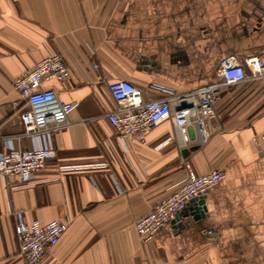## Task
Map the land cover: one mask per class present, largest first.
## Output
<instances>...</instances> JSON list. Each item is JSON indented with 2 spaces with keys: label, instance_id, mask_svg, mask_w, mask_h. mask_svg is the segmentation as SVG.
Listing matches in <instances>:
<instances>
[{
  "label": "crops",
  "instance_id": "obj_1",
  "mask_svg": "<svg viewBox=\"0 0 264 264\" xmlns=\"http://www.w3.org/2000/svg\"><path fill=\"white\" fill-rule=\"evenodd\" d=\"M263 49L264 0H0V151L55 150L26 185L0 176V264H30L17 211L69 222L38 264H264V75L223 89L212 120L221 129L205 140L192 122L183 143L173 119L145 140L121 138L106 116L118 106L112 82L161 99L216 81L229 55L243 62ZM49 53L71 76L41 88L74 109L60 131L30 137L20 117L29 105L13 82ZM185 162L224 172L205 215L191 201L143 243L136 222L181 185Z\"/></svg>",
  "mask_w": 264,
  "mask_h": 264
},
{
  "label": "built area",
  "instance_id": "obj_2",
  "mask_svg": "<svg viewBox=\"0 0 264 264\" xmlns=\"http://www.w3.org/2000/svg\"><path fill=\"white\" fill-rule=\"evenodd\" d=\"M93 67L98 68L99 65L96 63ZM249 75H264V49L243 62L236 55H229L221 61L216 81L186 93L166 90L161 99L145 100L142 89L133 82L115 81L109 84V89L118 106L107 112L106 116L121 138L145 140L151 127L173 119L183 143L188 141L187 127L192 122L196 123L205 140L209 130L221 129V125L212 120L215 117V103L223 89L245 81ZM70 76L71 71L63 57L59 53H49L34 68L15 79L14 88L29 105L20 115L27 136L46 134L50 137L52 132L60 131L68 123L74 104L60 100L55 89H43L41 84L50 79L65 81ZM260 115L264 118V109ZM253 140L258 143V136ZM54 155L55 150L51 145L31 147L24 151H0V176L7 180L16 179L18 186L26 185L35 173L45 167L47 159ZM185 171L181 185L159 200L136 222L135 228L143 243L155 239L168 223L187 210L191 201H196L198 212H204L206 205L201 202L224 177V172L219 169L198 173L188 162H185ZM15 218L19 249L30 264L40 263L69 228V222L60 219L47 223L37 218L27 221L22 211H17Z\"/></svg>",
  "mask_w": 264,
  "mask_h": 264
},
{
  "label": "water",
  "instance_id": "obj_3",
  "mask_svg": "<svg viewBox=\"0 0 264 264\" xmlns=\"http://www.w3.org/2000/svg\"><path fill=\"white\" fill-rule=\"evenodd\" d=\"M201 203H205V201L203 200ZM206 211H207V208L205 207V211L204 212H202L201 214L202 215H205V213H206ZM197 215L196 217H200V216H202V215ZM181 215L182 214H180L173 222H177V221H180L181 220Z\"/></svg>",
  "mask_w": 264,
  "mask_h": 264
}]
</instances>
